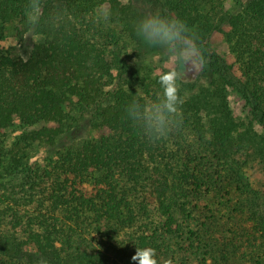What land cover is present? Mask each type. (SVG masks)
<instances>
[{
  "label": "trees",
  "instance_id": "1",
  "mask_svg": "<svg viewBox=\"0 0 264 264\" xmlns=\"http://www.w3.org/2000/svg\"><path fill=\"white\" fill-rule=\"evenodd\" d=\"M151 1L161 16L185 22L204 63L238 89L264 128V0L249 2L240 13L223 9L225 0ZM27 3L0 0V40L9 31L20 39L28 32L41 37L28 58L0 46V264H111L100 237L109 238L112 227L136 224L137 213L150 209L164 218L163 237L147 234L146 225L138 244L164 254L166 241L185 232L179 218H194V208L187 211L191 194L201 199L214 193L224 200L236 185L245 196L240 164L250 154L238 158L227 134L213 135L200 156L181 142L169 145L173 132L153 140L133 124L127 106L133 100L147 103L146 97L125 89L108 96L110 35L94 14L98 0H42L36 25L28 21ZM216 31L226 36L240 75L212 48L209 37ZM181 107V123L200 109L195 102ZM17 120L23 130L10 142ZM85 126L89 133L83 134ZM180 130L174 131L181 138ZM199 131L205 140L206 132ZM37 147L51 152L43 162L32 159ZM261 156L264 163V152ZM186 185L196 192H182ZM139 187L141 200L135 204L131 195ZM257 199L246 196L254 219L253 242L249 238L246 248L261 264L264 206ZM210 223L201 222L200 230L207 232ZM203 247L200 243L199 251ZM223 255L219 259L227 261V252Z\"/></svg>",
  "mask_w": 264,
  "mask_h": 264
},
{
  "label": "rangeland",
  "instance_id": "2",
  "mask_svg": "<svg viewBox=\"0 0 264 264\" xmlns=\"http://www.w3.org/2000/svg\"><path fill=\"white\" fill-rule=\"evenodd\" d=\"M251 1L257 0H225L222 6L232 13H240ZM153 13H159V7L151 0H98L94 14L103 25L104 32L110 35L106 41L107 58L112 69V76L108 80L106 89L110 92L109 97L116 90L125 89L139 92L148 102L155 100L157 96L162 95V88L158 82L159 75L180 67L169 60L162 48L149 46L137 35L136 25L139 20ZM40 41L41 37L33 32H28L25 39H20L13 31H9L0 40V46L10 51L14 57L28 58L34 45ZM209 41L224 62L233 65L236 74L240 75L239 64L235 62L236 55L226 36L216 31L210 35ZM196 44L198 45L197 41ZM200 50L203 63L199 69L196 71L184 69L183 79L178 81L179 94L184 103H197L199 112L193 115L189 123H181L184 124L179 127L181 138L179 133L173 131L174 135H169L167 142L175 147L181 142L187 148H192L194 153L204 156L205 152L201 153L200 150L205 147V143L208 144L213 140V135L221 133L223 138V135L227 134L226 142L233 143L240 152L238 158L239 156L246 158L248 157L246 155L250 154L247 161H241L240 164L243 179L248 184L245 191L247 193L242 198L239 193L241 191H237L235 185L230 188L231 196L228 195L229 197L224 200L219 195L213 196L214 193L201 199L191 194L188 197L191 204L187 207V211L194 208V218L185 219L183 211L179 210L183 215L179 219L184 222L185 232L180 237L168 239L166 241L168 250L164 254L157 252L156 259L158 264H257V259L251 258V249L246 248L249 245V238L253 242L252 234H254V219L249 213L250 206L247 204L246 196L258 197L257 200L264 206V163L261 160L263 155L260 157L264 152V128L259 124V120L238 89L224 82L220 74H214L212 68L204 63L205 56L201 48ZM75 113L78 112H73L74 115ZM83 121L85 124L86 120ZM200 128L202 132H206L205 140L199 134ZM22 130L23 125L17 120L8 133L10 142L14 141ZM81 132L89 133L88 126L81 128ZM46 150L37 147L32 151V159L43 162L51 153L47 154ZM198 158L200 157H196V160ZM201 158L210 161L208 157ZM121 184L130 188L125 182ZM185 187L187 189L182 192H196L191 191L189 185ZM227 187L228 185H225L224 188ZM140 192V187L132 192L131 199L135 204L141 200ZM212 211L215 213L213 214ZM212 215H215L214 218L211 217ZM209 220L210 225L213 226L207 232L205 229L200 230L201 222H209ZM163 223L164 218L160 213L150 209L147 214L137 213V223L132 226L112 227L109 238L100 237L101 244L108 248L110 263L136 264L131 258L137 247L140 248L138 237L144 233L147 228L145 226L148 225L150 228L147 234L151 236L156 234L162 238ZM200 243L207 247L199 251ZM206 248L210 249V254H205L207 256L201 253ZM258 251L262 253V250ZM223 252H227V261L219 259L224 256ZM260 260L261 264H264V257Z\"/></svg>",
  "mask_w": 264,
  "mask_h": 264
},
{
  "label": "clouds",
  "instance_id": "3",
  "mask_svg": "<svg viewBox=\"0 0 264 264\" xmlns=\"http://www.w3.org/2000/svg\"><path fill=\"white\" fill-rule=\"evenodd\" d=\"M42 9V0H28L25 11L30 24L39 23ZM136 33L149 46L162 48L169 60L180 66L159 75L162 95L143 104L139 100H133L126 109L128 118L146 136L153 140L166 138L181 123V106L184 101L179 94L178 81L183 79L184 69H199L203 63V55L195 38L189 35L185 22L177 17H164L159 13L146 15L137 23ZM131 259L136 264H158L156 251L150 247H137ZM37 264L47 262L40 260Z\"/></svg>",
  "mask_w": 264,
  "mask_h": 264
}]
</instances>
